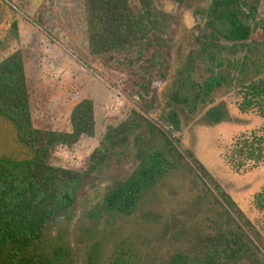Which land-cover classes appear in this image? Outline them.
Wrapping results in <instances>:
<instances>
[{
    "label": "trees",
    "instance_id": "obj_1",
    "mask_svg": "<svg viewBox=\"0 0 264 264\" xmlns=\"http://www.w3.org/2000/svg\"><path fill=\"white\" fill-rule=\"evenodd\" d=\"M136 1L83 0L91 57L137 53L140 57L151 43L150 34L167 29L168 12L153 0ZM177 1L193 7L202 21L195 54H188L176 72L168 95L170 108L151 116L147 100L135 103L124 120L107 125L84 169L53 164L49 156L56 145L73 146L81 137L94 135L93 100L84 96L73 104L67 130L36 127L22 52L16 49L0 60V117L13 125L17 141L29 152L21 158L0 155V264H69L70 243L61 236L46 239V230L53 222L71 216L86 178L102 171L112 148L137 135L142 141L134 167L115 179L91 207L98 215L132 213L143 196L184 159L175 135L180 128V108L194 112L199 105L207 106L213 103L214 92L224 87L237 96L241 111L264 117L263 0ZM10 27L17 37L16 21ZM150 59L154 64L165 60L160 53H152ZM141 87L143 98L149 89L147 84ZM223 108L212 110L211 115ZM184 151L193 157L190 150ZM223 159L234 170L264 161V128L236 135ZM195 167L200 171L199 165ZM201 175L210 178L202 171ZM210 195L209 210L214 216L206 217L209 230L200 229L195 250L177 251L156 264H264V185L252 197L256 214L251 218L222 192L210 191ZM128 258L125 250L119 249L109 264H123Z\"/></svg>",
    "mask_w": 264,
    "mask_h": 264
},
{
    "label": "rangeland",
    "instance_id": "obj_2",
    "mask_svg": "<svg viewBox=\"0 0 264 264\" xmlns=\"http://www.w3.org/2000/svg\"><path fill=\"white\" fill-rule=\"evenodd\" d=\"M58 2L67 5L62 16L72 18L61 29V18L52 10L55 0H0V60L16 49L22 52L36 127L67 130L73 104L84 96L93 100L94 135L81 137L73 146L56 145L49 156L53 164L84 169L107 125L124 120L137 102L147 100L151 116L170 108L168 95L176 72L188 54H195L202 19L185 3L153 0L168 12V24L164 31L150 34L151 43L142 56L93 58L88 53L82 0ZM12 21L17 23V37L12 35ZM152 53H160L165 60L152 63ZM144 84L149 91L141 98ZM213 97V103L199 105L194 112L180 108V128L175 135L179 136L178 151L184 159L143 196L132 213L98 215L91 207L115 179L134 167L142 141L139 136L117 144L102 171L86 178L71 216L53 222L45 235L50 241L61 236L70 243L69 264H109L119 249L129 257L123 264H156L177 251L193 252L200 229L209 230L206 217L214 216L208 204L210 191L225 194L244 215L251 218L256 214L252 197L264 185V161L246 170H234L223 153L239 133L264 128V117L241 111L237 96L229 88L217 89ZM221 106L225 109L211 115ZM223 114L220 120H213ZM28 153L17 141L13 125L0 117V155L21 158Z\"/></svg>",
    "mask_w": 264,
    "mask_h": 264
},
{
    "label": "crops",
    "instance_id": "obj_3",
    "mask_svg": "<svg viewBox=\"0 0 264 264\" xmlns=\"http://www.w3.org/2000/svg\"><path fill=\"white\" fill-rule=\"evenodd\" d=\"M58 1H60V0H58ZM57 0H55V3H54V5H53V11L56 13V14H59V16L58 17H60L61 18V20H60V22H59V24H58V26L60 27V29H61V27H63V25L64 24H68V23H71V21H72V18L70 19V20H68V19H66V16H62V13L64 12V9L66 8L67 9V5H64V4H60L59 2H58ZM72 10V8L69 10V11H71ZM81 16L84 18V15H83V13H84V8H83V0H82V6H81ZM80 15V14H79ZM84 20V19H83ZM19 34V33H18Z\"/></svg>",
    "mask_w": 264,
    "mask_h": 264
}]
</instances>
